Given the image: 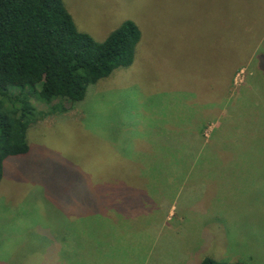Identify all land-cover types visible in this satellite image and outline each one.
Listing matches in <instances>:
<instances>
[{"label": "rangeland", "instance_id": "obj_1", "mask_svg": "<svg viewBox=\"0 0 264 264\" xmlns=\"http://www.w3.org/2000/svg\"><path fill=\"white\" fill-rule=\"evenodd\" d=\"M62 1L140 40L5 160L0 264H264V0Z\"/></svg>", "mask_w": 264, "mask_h": 264}, {"label": "trees", "instance_id": "obj_2", "mask_svg": "<svg viewBox=\"0 0 264 264\" xmlns=\"http://www.w3.org/2000/svg\"><path fill=\"white\" fill-rule=\"evenodd\" d=\"M239 1L227 4L236 9L242 7ZM139 40V28L131 20L104 40L93 39L77 30L62 0H0V183L5 160L29 153L28 130L63 109L53 101L66 100L74 107L89 85L132 62ZM32 100L43 103L48 112L38 110ZM108 239H115L114 234ZM248 262L209 257L201 264Z\"/></svg>", "mask_w": 264, "mask_h": 264}, {"label": "crops", "instance_id": "obj_3", "mask_svg": "<svg viewBox=\"0 0 264 264\" xmlns=\"http://www.w3.org/2000/svg\"><path fill=\"white\" fill-rule=\"evenodd\" d=\"M232 179L235 180V181H237V179H240V178H239V177H236V178H233V177H232Z\"/></svg>", "mask_w": 264, "mask_h": 264}]
</instances>
